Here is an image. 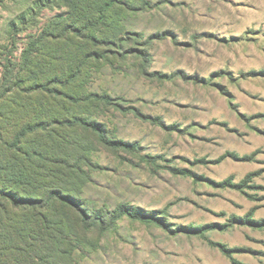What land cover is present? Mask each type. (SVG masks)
Instances as JSON below:
<instances>
[{
	"label": "rangeland",
	"instance_id": "1",
	"mask_svg": "<svg viewBox=\"0 0 264 264\" xmlns=\"http://www.w3.org/2000/svg\"><path fill=\"white\" fill-rule=\"evenodd\" d=\"M43 5L0 0V83L9 89L0 100L3 141L26 124L49 125L23 139V154L2 157L47 155L54 162L37 158V171L53 168L56 178L41 184L61 189L87 221L57 200L36 209L28 215L35 245L26 233L4 239L16 251L7 264H264V0H119L100 34L86 31L96 44L73 36L72 58L61 50L30 59L38 66L24 74L32 39L70 11ZM19 75L22 91L12 80ZM39 83L111 104L57 99L58 115L52 98L33 91ZM74 116L132 148L52 121ZM253 173L244 188L220 185ZM122 208L156 220L113 222ZM16 215L2 226L8 235L24 212Z\"/></svg>",
	"mask_w": 264,
	"mask_h": 264
},
{
	"label": "trees",
	"instance_id": "2",
	"mask_svg": "<svg viewBox=\"0 0 264 264\" xmlns=\"http://www.w3.org/2000/svg\"><path fill=\"white\" fill-rule=\"evenodd\" d=\"M44 5L42 8H62L66 7L70 11L68 13V17H58L52 23H50L42 33L34 37L32 43L29 44L30 50L27 51L23 55V67L21 71L25 74H33L34 71H30L28 68L38 65H34V59L38 57H42L47 59L48 57L54 58L59 56L57 53L61 50H64L66 54H60L63 58L70 59L72 58L69 53L72 50L73 36H77L75 38L85 39L90 41L92 44H96L98 41L94 35H85L86 31H95L100 34V25L105 24V22L109 21L112 18V11L114 9L117 10V6L119 4V0H42ZM127 5V4H126ZM128 8V7H127ZM129 10V9H128ZM116 21L120 22L119 19ZM75 48L83 49V46L74 45ZM54 53V54H53ZM63 53V52H62ZM93 56L96 57L94 54ZM87 58H90L89 55H86ZM60 58V57H59ZM30 59H33L32 61ZM70 61V60H69ZM45 61H43L44 64ZM49 64V63H48ZM72 68V67H71ZM72 70V69H70ZM76 71V67H75ZM68 72V71H67ZM75 75L74 73L72 76ZM18 77V78H17ZM12 78L14 85L17 89L21 91L24 89L20 87L24 84V81L21 76H17ZM7 81L4 80L0 83V100L4 99L2 92H9L8 86L6 85ZM33 91H37L40 95H45L54 100L53 103L49 104L48 107L52 112H56V114L60 115V111L57 110L56 106H59V102L56 100H61L64 104L73 103L74 105L79 104L80 102H103L106 105L111 104L110 98L106 96H100L97 93L90 94L85 98H75L71 95H67L66 93L60 91L56 88H49L44 83H39L35 85ZM44 96V98H45ZM67 102V103H66ZM66 111V110H64ZM3 117V116H2ZM54 118L52 121L54 124H59L60 126H65L67 128H84L87 130H91L95 132L99 141L107 147L118 149V148H132V146L125 144L123 142L117 143L109 138V136L105 133L99 123L90 121L87 118H83L80 116L74 117H64L63 119ZM49 128L47 121L39 120L35 123H29L21 127V129L14 134L13 140L11 143H4L3 134L0 132V142L4 146L0 152V264H7V261H11L16 254L14 250V246L8 247L9 236H18L19 241H21L23 233L28 234V237L32 241V245H35V240L33 239V234L36 231V226H30V222H32L28 215L31 214L40 207H45L52 201H60L65 204L71 205L78 209L81 213L83 221H87L86 214L78 208L75 203L67 197L64 192L59 188L51 187L49 184H41L42 179L49 180L55 179V172L53 168H49L45 166L43 168V172H38L37 169L39 165L37 163V158L44 162L53 163L51 159L46 155L44 156L41 151L35 149L30 154H25L26 160L24 163H18L17 157L8 156V158L4 157V152L8 151H17L22 153L20 145L23 139L28 134H33L36 131H45ZM10 160H12V164L10 166ZM26 161V162H25ZM39 161V160H38ZM253 174H249L246 179L243 180L241 184H235L232 178H229L220 185L223 188H234L241 189L244 188L253 178ZM42 189L46 191V194L40 196V192H43ZM18 211L24 212L23 219L17 218L14 220V224L10 228L9 235L7 232L3 231V225L5 223L6 218L12 216L13 218L17 217ZM123 216H130L135 220H139L145 223H151L156 219L151 218L150 216H144L134 212L131 209L122 208L119 214L114 218L116 220L121 219ZM100 220V217L97 218ZM246 221L251 223H256L251 219H247ZM12 222V221H11ZM95 224V222H93ZM204 228L201 229L203 231ZM5 239V240H4ZM218 246L222 252L226 255H231V250L227 249L224 245H216ZM4 246V247H3ZM3 247V248H2ZM2 248V249H1ZM21 250V249H20ZM19 251V250H18ZM13 257V258H12ZM19 258V257H18ZM16 262H19L17 260Z\"/></svg>",
	"mask_w": 264,
	"mask_h": 264
}]
</instances>
